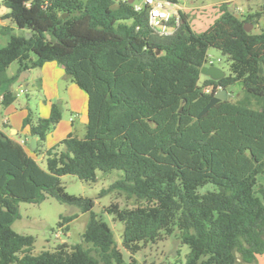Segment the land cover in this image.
<instances>
[{"label":"trees","instance_id":"1","mask_svg":"<svg viewBox=\"0 0 264 264\" xmlns=\"http://www.w3.org/2000/svg\"><path fill=\"white\" fill-rule=\"evenodd\" d=\"M0 4L19 29L0 48V85L7 84L1 103L17 95L11 88L17 75L6 72L14 61L25 70L55 60L87 96L83 136L70 133L46 149L44 166L0 130V264H140L135 255L144 246L174 231L189 248L181 264H255L264 253V185L255 189L264 163V27L253 32L244 25L264 22V0L244 15L220 2L213 6L218 16L201 31L181 12L171 35L154 33L146 12L128 0ZM211 47L229 68L199 83ZM235 82L242 94L232 100ZM218 88L228 98L197 117ZM60 117L57 103L47 117L28 110L23 125L38 140L34 152ZM113 169L122 174L100 195L116 191L136 201L103 209L123 224L120 244L93 211L95 200L68 193L61 182L65 174L95 181L97 170ZM47 196L89 212L84 244L61 241L34 251L35 237L13 229L20 202ZM76 216L60 215L57 225L67 232Z\"/></svg>","mask_w":264,"mask_h":264},{"label":"rangeland","instance_id":"2","mask_svg":"<svg viewBox=\"0 0 264 264\" xmlns=\"http://www.w3.org/2000/svg\"><path fill=\"white\" fill-rule=\"evenodd\" d=\"M186 8V13L190 19L191 27L196 31H201L207 28L214 19L218 16L219 12L213 6L227 0H179ZM135 3H142L143 0H134ZM263 0H232L229 9L234 12L236 7H240L242 14L253 13L260 8ZM5 17L2 16L1 19ZM7 26L10 27L7 33H18L15 27L12 28L10 23L14 22L6 19ZM14 26H16L14 24ZM253 32H259L263 27V21L258 20L255 24H247ZM1 30V26H0ZM2 31V30H1ZM3 32V31H2ZM6 33V32H5ZM212 65L221 68L227 72L229 68V61L218 49L209 48L207 51ZM210 65L209 62L205 63ZM18 67L16 61L12 62L6 69L10 73ZM205 75L201 74L199 83H202ZM30 90L32 85H28ZM19 88V87H18ZM242 94V85L240 82H235L229 87V95L232 100L238 99ZM21 99H25V95L19 92ZM85 128L83 129V132ZM45 162V161H44ZM44 166L43 163H40ZM121 170H110L108 172L96 171L95 181H85L77 178L72 174H65L61 176V182L68 193L81 195L84 197H91L95 200L93 211L103 220L108 222L113 230L114 239L117 244H120V237L123 228L121 221H114L112 216L104 212V207L111 201H117L120 205H133L136 204L134 199H126L123 194L116 191H109L100 195L102 189L107 188L116 178L121 176ZM255 189L260 185H264V163L261 165L260 170L255 174ZM209 186L203 188L206 189ZM20 217L15 220L12 227L15 231L20 233L32 234L39 240L48 242L43 248L53 249L58 242L62 240L67 241L69 244L83 243L81 233L84 231L85 225L89 219V212H82L78 207L61 203L52 197H48L40 203H19ZM77 213V216L68 224V233L60 230L57 222L60 215H69ZM60 231L59 237L55 236V232ZM38 242V240H37ZM84 244V243H83ZM41 248V247H40ZM189 248L186 244H182L177 237V231L170 235H163L155 243L144 246L136 255V259L140 264H168L175 262L181 264L188 253ZM124 257L127 259V252L122 248ZM247 264V263H241ZM252 264V263H251ZM255 264H264V253L256 256Z\"/></svg>","mask_w":264,"mask_h":264},{"label":"crops","instance_id":"3","mask_svg":"<svg viewBox=\"0 0 264 264\" xmlns=\"http://www.w3.org/2000/svg\"><path fill=\"white\" fill-rule=\"evenodd\" d=\"M231 1L227 0L228 8ZM236 9L239 11L241 8L236 7ZM4 12L5 9L0 4V26H7V17L1 19ZM236 14L240 15L242 12ZM259 20H262V18H259ZM9 26L15 27L16 32H19L14 24L10 23ZM9 38V33L0 30V48L7 44ZM7 74L17 75L15 84L11 86L17 92V95L15 100L7 105H3L0 100V130L17 141L23 140L22 144L30 156L44 164V151L46 149L56 145L70 133L79 137L83 136L85 132H83V129L87 120V96L85 91L66 74L62 64L55 60H49L40 66L25 70H18L17 67L16 70ZM28 85H32L33 91L30 90ZM6 87L7 84L0 85V97ZM19 92L25 95V99H21ZM52 103H57L60 106L61 117L47 132L40 152L36 153L29 148V139L34 136L29 134L28 126L23 125V119L29 109L34 116H49ZM36 141V147H38L37 138ZM48 197L50 196L46 198ZM47 244V241L35 238L33 250L43 249Z\"/></svg>","mask_w":264,"mask_h":264},{"label":"built area","instance_id":"4","mask_svg":"<svg viewBox=\"0 0 264 264\" xmlns=\"http://www.w3.org/2000/svg\"><path fill=\"white\" fill-rule=\"evenodd\" d=\"M2 7L6 12L7 8L3 5ZM133 8L135 11L146 12L149 27L158 35H171L175 33L181 23V12H186V8L179 0H143L142 3H135L133 0ZM233 13H241V9L239 11L236 9ZM206 62L212 65L208 54ZM206 91H209V89H206ZM1 99L2 96L0 97ZM19 142L23 143V140ZM59 235L60 231L58 230L55 232V236L59 237Z\"/></svg>","mask_w":264,"mask_h":264},{"label":"water","instance_id":"5","mask_svg":"<svg viewBox=\"0 0 264 264\" xmlns=\"http://www.w3.org/2000/svg\"><path fill=\"white\" fill-rule=\"evenodd\" d=\"M129 2H132L133 0H128ZM245 29L247 31L250 30V28L247 26V24L244 25ZM31 33L27 32L25 34V36L28 38L30 37ZM157 53H159V50L156 51ZM201 74L210 77L211 79L217 80L221 77H223L224 75H226V72L223 71L221 68L216 67L214 65H206L204 64L201 68H200ZM228 98V91L226 88H218L213 96L209 99V101L206 103V105L199 111V113L197 114V117L201 116L202 114H204L212 105H214L215 103H217L220 100H225ZM37 145V141L35 137H31L29 139V148L31 150H35Z\"/></svg>","mask_w":264,"mask_h":264}]
</instances>
